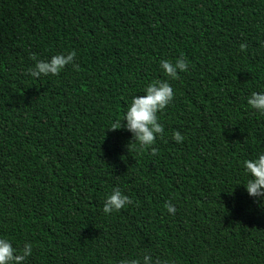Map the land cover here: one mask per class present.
Listing matches in <instances>:
<instances>
[{
	"label": "trees",
	"instance_id": "16d2710c",
	"mask_svg": "<svg viewBox=\"0 0 264 264\" xmlns=\"http://www.w3.org/2000/svg\"><path fill=\"white\" fill-rule=\"evenodd\" d=\"M73 51L79 71L26 75L33 56ZM180 57L189 67L169 80L156 152L140 150L126 121L111 123L167 79L160 60ZM254 91L264 0H0V236L34 245L22 264H118L144 251L264 264V205L242 184L243 160L264 152ZM113 187L132 203L105 215Z\"/></svg>",
	"mask_w": 264,
	"mask_h": 264
},
{
	"label": "clouds",
	"instance_id": "9594fccd",
	"mask_svg": "<svg viewBox=\"0 0 264 264\" xmlns=\"http://www.w3.org/2000/svg\"><path fill=\"white\" fill-rule=\"evenodd\" d=\"M75 55L74 51L67 54L57 53L52 55L49 60H39L33 56L34 63L26 70V75L33 78L41 74L56 76L67 65H71L74 70L79 71V65L74 60ZM159 67L167 79L148 83L143 89L145 95L133 96L123 112L122 118L116 119L110 126V130L119 129L121 121H126L123 127L132 133L134 144L140 150L150 148L153 154L156 152L153 145L164 132L163 124L157 113H163L175 95L169 80L178 79V72H186L189 65L184 57H180L176 58L174 62L162 59L159 61ZM246 104L251 110L264 115V91L252 92L246 98ZM172 139L176 143H181L184 136L180 132H174ZM242 168L246 177V182L242 184L248 195L256 198L255 202L264 205V152L244 159ZM131 203L132 200L128 195L124 194L119 187H113L111 193L104 198L102 212L105 215H111ZM164 207L169 214H175L177 211L176 206L171 202H166ZM13 242L6 235L0 236V264H22L27 258L33 256L34 245L31 242H24L22 246L17 244L16 248L12 247ZM14 253L17 254L14 255ZM107 264H113V262L109 260ZM118 264H174V261L170 257L154 256L150 251H144L135 258L121 259Z\"/></svg>",
	"mask_w": 264,
	"mask_h": 264
}]
</instances>
